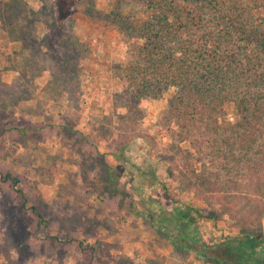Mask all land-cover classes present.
Listing matches in <instances>:
<instances>
[{"label":"rangeland","instance_id":"obj_1","mask_svg":"<svg viewBox=\"0 0 264 264\" xmlns=\"http://www.w3.org/2000/svg\"><path fill=\"white\" fill-rule=\"evenodd\" d=\"M15 1L0 0V170L19 177L48 231L85 240L88 249L38 235V217L27 215L22 197L0 179L3 252L21 264H217L174 242L177 230L157 220L168 203L162 188L168 167L176 176L184 168L183 158H172L170 137L160 133L169 95L141 102L144 117L128 130L136 134L124 159L114 155L120 137L101 140L114 130L112 97L125 86L118 65L128 56L125 36L106 23L111 0H23V11L11 16L6 4ZM127 7L134 11L138 4ZM25 10L37 12L35 36L54 42L53 52L29 45ZM105 164L127 194L106 191ZM168 193L196 201L176 183ZM226 220L214 225L200 217L206 243L221 241Z\"/></svg>","mask_w":264,"mask_h":264},{"label":"trees","instance_id":"obj_2","mask_svg":"<svg viewBox=\"0 0 264 264\" xmlns=\"http://www.w3.org/2000/svg\"><path fill=\"white\" fill-rule=\"evenodd\" d=\"M22 1L6 2L11 16L23 11ZM106 12V23L125 36L128 56L118 65L125 86L112 97L114 130L101 140L120 137L114 155L124 159L136 134L128 130L144 117L141 102L169 95L160 133L170 137L172 158H183L184 168L176 176V168L168 167L162 183L168 203L156 214L161 228H174V242L217 264H264V0H111ZM25 18L29 45L53 52L54 42L35 36L37 12L26 11ZM119 107L127 112H117ZM105 165L106 191L127 194ZM0 179L22 197L26 214L38 217V235L88 249L85 240L48 231V220L28 205L18 176L0 170ZM173 183L194 192L196 201L168 193ZM147 216L155 220V214ZM200 217L214 225L227 218L229 230L220 242L206 243ZM0 262L21 264L1 247Z\"/></svg>","mask_w":264,"mask_h":264}]
</instances>
